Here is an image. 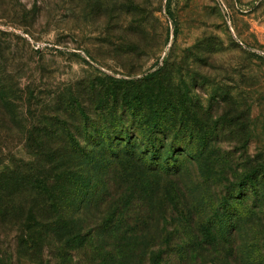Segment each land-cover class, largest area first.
Masks as SVG:
<instances>
[{"label": "rangeland", "instance_id": "374dc122", "mask_svg": "<svg viewBox=\"0 0 264 264\" xmlns=\"http://www.w3.org/2000/svg\"><path fill=\"white\" fill-rule=\"evenodd\" d=\"M0 44L20 90L0 107V166L57 168L31 138L78 149L56 170L66 231L0 210V264H264V0H0Z\"/></svg>", "mask_w": 264, "mask_h": 264}, {"label": "trees", "instance_id": "16d2710c", "mask_svg": "<svg viewBox=\"0 0 264 264\" xmlns=\"http://www.w3.org/2000/svg\"><path fill=\"white\" fill-rule=\"evenodd\" d=\"M0 49H2L0 50V107L5 108L9 107V105L12 106V103L17 99L13 96L16 93H20V90H11L9 86H5L7 79H10L11 71L9 70V60H7L5 55L2 54L3 46L1 44ZM5 50H7V48H5ZM156 116H158V114H156ZM76 119L79 120L81 125L85 126L86 129L90 127L89 122H86L87 119L79 117ZM87 131L88 130L85 132H80L77 130L76 135L74 134L69 136V142H75L76 137H79L80 139H87V137H90ZM36 134L38 133L32 130L31 132H27L24 135H26L28 138H31V135ZM169 135L170 134L168 131L165 130L162 125H160L158 122H155L149 137L148 150H151L150 152L153 153V157L157 161L155 169L157 172H161V170H159L161 168L159 164L161 161V153L167 147ZM62 136L65 138L64 135ZM97 137L100 138V145L106 141L103 135L98 134ZM31 139L35 141V144L32 146V148L35 149L34 154H32L34 159L41 161V158H44L45 161L46 159H49V162L47 163H55L57 161L60 164H57V168L55 166L50 168V172L47 175L48 177H42L40 174H38V172H36V167L30 165L26 166L22 159H18L11 155L10 158H8V165L0 166V210L5 211V214L11 216L16 215L17 211H28L27 214L29 215L25 221L30 222L35 220V225L41 230L39 235H42L43 232H47L48 234L46 233L45 236H42V238L47 239L55 232L60 233L62 231H66V229H62L61 225H64V223L66 225L70 219L68 214L70 213L69 205L67 204L66 196L69 194L68 198L70 197V191H72L71 189H73V186L70 183V177H68L69 174L67 172L62 170L58 174L56 170L59 171V167H62L61 164H63V161L67 155L77 157L78 149L72 148L68 150L69 152H65L61 149L42 151L40 148H37V141L33 138ZM181 146V141L173 139L171 144L173 152L181 150ZM172 162H175V160L171 155L163 162L164 165L163 168H161L162 171H168L172 166ZM177 163L178 165L174 167L177 169V173H179L181 170L180 161ZM84 188L85 186L82 185L81 191H83ZM20 198H27L29 200L27 201L24 199L25 203L23 204L22 208L19 206ZM200 231L201 233L194 237L196 241L197 238L209 240L214 235L212 228L205 229V231ZM34 235L36 234H30V239H32ZM73 235L74 234H69L64 236V239L69 240L70 238H73ZM198 248L199 247L196 246L193 253H195ZM238 264H241V262Z\"/></svg>", "mask_w": 264, "mask_h": 264}]
</instances>
